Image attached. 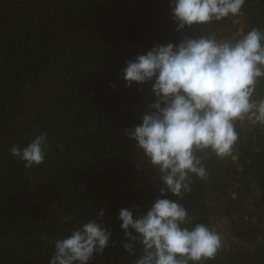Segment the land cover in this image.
I'll return each mask as SVG.
<instances>
[{
  "label": "trees",
  "instance_id": "obj_1",
  "mask_svg": "<svg viewBox=\"0 0 264 264\" xmlns=\"http://www.w3.org/2000/svg\"><path fill=\"white\" fill-rule=\"evenodd\" d=\"M251 27L264 29V0H246L243 15L213 30L232 36ZM175 28L169 0H0V264H49L52 241L101 211L112 237L89 264H133L119 212L142 214L160 185L124 134L142 122L152 86L127 87L122 69L178 42L184 33ZM238 130V160L201 153L209 177H193L181 201L224 239L206 264H264V128ZM43 133L44 164L27 169L11 156L13 144Z\"/></svg>",
  "mask_w": 264,
  "mask_h": 264
},
{
  "label": "clouds",
  "instance_id": "obj_2",
  "mask_svg": "<svg viewBox=\"0 0 264 264\" xmlns=\"http://www.w3.org/2000/svg\"><path fill=\"white\" fill-rule=\"evenodd\" d=\"M246 0H169L178 42L158 44L127 60L122 79L151 83L152 99L142 122L124 130L158 173L160 197L142 214L122 208L120 227L133 264H206L225 242L208 224L197 222L181 201L192 191L193 177L207 180L201 153L238 160L241 125L264 128V29L251 27L223 36L213 26L243 15ZM199 27L198 34L189 30ZM116 88V85H111ZM46 133L27 146L13 144L12 157L31 169L46 162ZM96 219L78 220L52 241L49 264H89L109 247L111 231ZM41 239L48 241L47 234Z\"/></svg>",
  "mask_w": 264,
  "mask_h": 264
},
{
  "label": "rangeland",
  "instance_id": "obj_3",
  "mask_svg": "<svg viewBox=\"0 0 264 264\" xmlns=\"http://www.w3.org/2000/svg\"><path fill=\"white\" fill-rule=\"evenodd\" d=\"M219 228H220L221 230H224V224H223V222H220V224H219Z\"/></svg>",
  "mask_w": 264,
  "mask_h": 264
}]
</instances>
